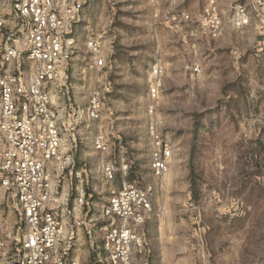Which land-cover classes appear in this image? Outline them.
Wrapping results in <instances>:
<instances>
[{"label": "rangeland", "instance_id": "1", "mask_svg": "<svg viewBox=\"0 0 264 264\" xmlns=\"http://www.w3.org/2000/svg\"><path fill=\"white\" fill-rule=\"evenodd\" d=\"M211 0H91L75 31L70 101L60 108L63 153L87 166L90 207L64 214L76 233L73 254L91 264V237H100L101 206L111 185L102 164H128V180L154 192L147 225L149 264H264V68L256 57V22L237 28L230 7L248 0H216L227 25L219 39L203 33ZM3 15L0 0V18ZM98 40L112 68H92L87 43ZM164 70L153 101V67ZM201 68L199 77L193 68ZM103 96L102 118L86 114L91 94ZM78 110L82 113L78 114ZM155 123L173 148L169 171L157 179L150 167L148 130ZM106 135L110 150L97 151ZM117 174L114 185L120 184ZM75 191L67 172L59 191ZM8 226L20 220L15 199L0 193ZM77 220L79 225L74 222ZM70 226H73L71 229ZM13 230V229H12ZM16 232V228L14 230ZM101 242V241H100Z\"/></svg>", "mask_w": 264, "mask_h": 264}, {"label": "built area", "instance_id": "2", "mask_svg": "<svg viewBox=\"0 0 264 264\" xmlns=\"http://www.w3.org/2000/svg\"><path fill=\"white\" fill-rule=\"evenodd\" d=\"M91 0H1L0 18V193L13 197L20 220L10 229L0 201V264H82L73 254L76 233L68 231L64 214L90 207L85 184L86 165L78 168L72 156L63 153L60 108L69 97L71 62L76 48L75 31ZM231 22L245 28L256 22L259 40L256 57L264 68V0H248L230 7ZM227 25L216 0H211L203 22V33L219 39ZM92 68H112L101 43L90 40ZM193 76L202 73L196 65ZM164 70L153 67L149 95L155 101L161 91ZM111 85L95 90L86 109L94 122L102 118L103 96ZM82 113L78 110V114ZM152 146L150 167L163 179L170 167L173 148L155 123L148 130ZM97 151L110 150L106 135L95 139ZM129 165L117 168L103 162L102 174L111 185L98 219L100 237H91V264H149L151 249L147 222L153 214L154 192L128 180ZM70 172L75 200L59 191L62 178ZM122 180L114 185L117 174ZM79 225L77 220L74 222ZM16 228V232L14 231ZM101 241V242H100Z\"/></svg>", "mask_w": 264, "mask_h": 264}, {"label": "crops", "instance_id": "3", "mask_svg": "<svg viewBox=\"0 0 264 264\" xmlns=\"http://www.w3.org/2000/svg\"><path fill=\"white\" fill-rule=\"evenodd\" d=\"M151 219V218H150ZM149 221L147 222V225H148ZM146 230H147V226H146ZM147 236H148V230H147ZM148 240H149V236H148ZM151 259H152V255L150 256V260H149V263H151Z\"/></svg>", "mask_w": 264, "mask_h": 264}]
</instances>
